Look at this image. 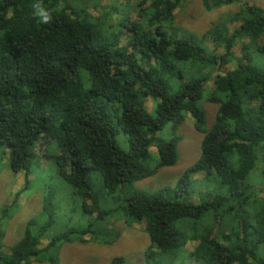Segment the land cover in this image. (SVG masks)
Instances as JSON below:
<instances>
[{"label": "trees", "instance_id": "trees-1", "mask_svg": "<svg viewBox=\"0 0 264 264\" xmlns=\"http://www.w3.org/2000/svg\"><path fill=\"white\" fill-rule=\"evenodd\" d=\"M120 1L0 0V148L8 150L9 169L23 173L27 187L34 159L43 157L37 145L54 140L52 176L78 200L81 217L103 222L118 212L100 201L116 192L122 210L147 231L144 264H264V71L253 64V53H264L255 49L264 10L245 4L243 13L187 39L174 23L186 0ZM200 2L211 11L236 0ZM36 3L50 11V23L34 16ZM204 90L216 107L209 129ZM183 113L203 135L198 160L173 188H134L177 162L180 138L163 141L158 132ZM119 130L127 151L116 143ZM40 164L38 172L49 170ZM41 200L48 213L44 194ZM53 224L31 218L9 252L0 251V264H31L41 251L97 234L92 225L72 228L41 247Z\"/></svg>", "mask_w": 264, "mask_h": 264}, {"label": "rangeland", "instance_id": "rangeland-1", "mask_svg": "<svg viewBox=\"0 0 264 264\" xmlns=\"http://www.w3.org/2000/svg\"><path fill=\"white\" fill-rule=\"evenodd\" d=\"M120 3L124 4L125 2L121 0ZM245 4L264 10V0H236V2L214 8L211 11L204 9L200 0H186L175 11V27L185 38L198 39L208 29H214L219 23L243 13L244 9L246 10ZM240 43L238 41L232 49L235 56L240 55ZM207 46L209 49L213 47L210 41ZM257 47L264 48V33L257 39L255 49ZM214 50L215 54L222 51V49ZM253 55L255 56L253 64L264 71V53L255 52ZM226 67L228 71L234 69L235 62H230ZM224 70L219 73L224 72ZM214 76L215 73L211 75V80L207 83L206 89L212 87ZM207 97L208 93L204 90L200 106L206 116L205 128L209 129L214 121L216 107L205 102ZM151 105L152 101L149 98L146 99L145 108L148 113H152ZM175 135L180 138L177 143V162L171 167L160 168L155 175L134 183V188L150 193L163 188H173L185 170L198 160L203 135L196 131L194 120L188 113H183L181 119L176 122L165 123L162 130L158 132L159 139L163 141H167ZM115 140L122 150H128V140L121 130L118 131ZM45 145H48V148ZM35 150L37 155L43 157L42 159H37L38 157L34 159L31 166L33 174L28 177L26 187L23 173L14 174L8 167V150L6 147L0 148V251L2 250L6 254L9 252L7 248L20 240L24 226L31 218L41 223L51 218L54 224L41 247L47 245L48 239L61 235L72 228L77 229L92 225L93 231L97 234L94 235V238L84 236L86 241L84 244L77 242L61 244L56 248L41 251L37 256V262L31 264H111L114 258L121 259V262L117 264H144L143 259L149 246L147 231H145L143 224L128 217L126 212L122 210L118 194L116 192L112 194L108 201H105L102 195L103 200H100L102 209L120 208L118 212L109 213V217L103 222L96 220L95 215L81 217L78 200L75 201L70 190H65L52 176L51 165L58 152L54 140L48 141V144H38ZM151 151H155V148ZM156 160V155H153L149 160V165H155ZM39 162L41 166L49 165V170L38 172ZM250 176L253 179L254 173H251ZM90 177L94 181L100 179L98 172H92ZM191 185L188 188L189 192H191ZM96 189H100L98 184H96ZM21 192V195L18 194ZM42 194L49 203L48 213L43 210L40 211ZM101 194L104 193L100 192ZM185 198L186 194L178 193L177 200L179 202H184ZM105 203H109V206L105 207ZM2 213H6V217H8L5 222L1 220ZM104 226L111 232L101 230ZM108 236L111 238L110 240L107 239ZM188 249H191V246H188Z\"/></svg>", "mask_w": 264, "mask_h": 264}, {"label": "clouds", "instance_id": "clouds-1", "mask_svg": "<svg viewBox=\"0 0 264 264\" xmlns=\"http://www.w3.org/2000/svg\"><path fill=\"white\" fill-rule=\"evenodd\" d=\"M34 8V16L40 18V23L41 24H48L52 20V16L49 10L45 9L44 7L41 6V4L36 3L32 6ZM45 147L48 148V145ZM46 151V150H45Z\"/></svg>", "mask_w": 264, "mask_h": 264}]
</instances>
